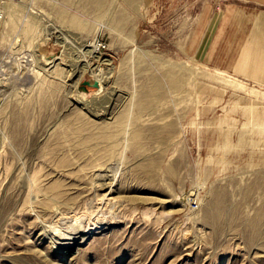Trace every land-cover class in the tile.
<instances>
[{
	"label": "rangeland",
	"instance_id": "374dc122",
	"mask_svg": "<svg viewBox=\"0 0 264 264\" xmlns=\"http://www.w3.org/2000/svg\"><path fill=\"white\" fill-rule=\"evenodd\" d=\"M249 9L0 0V264H264V86L204 63Z\"/></svg>",
	"mask_w": 264,
	"mask_h": 264
},
{
	"label": "crops",
	"instance_id": "0c3cea01",
	"mask_svg": "<svg viewBox=\"0 0 264 264\" xmlns=\"http://www.w3.org/2000/svg\"><path fill=\"white\" fill-rule=\"evenodd\" d=\"M231 10L204 63L264 86V11L249 9L241 15Z\"/></svg>",
	"mask_w": 264,
	"mask_h": 264
},
{
	"label": "bare ground",
	"instance_id": "6f19581e",
	"mask_svg": "<svg viewBox=\"0 0 264 264\" xmlns=\"http://www.w3.org/2000/svg\"><path fill=\"white\" fill-rule=\"evenodd\" d=\"M94 53H95V52H94ZM105 62L107 63L108 61H107V60H104V61H103V65H104ZM46 65H48V63H46L45 66H46ZM88 66H89L88 64H86V65L84 64V65H82V68H83V69H85V68L87 69ZM106 66H108V65H106ZM92 71H93V70H92ZM95 71H96V69H95ZM98 71H99V70H98ZM103 73H104V72H103ZM98 74H100V73H98ZM98 74H97V75H98ZM101 74H102V72H101ZM93 75H94V74H93ZM97 75H95V76H97ZM95 76H93V77H95ZM101 76H102V75H101ZM105 76H106V73H105ZM97 77H98V76H97ZM103 77H104V75H103ZM103 77H102V78H103ZM106 77H107V76H106ZM98 78H100V77H98ZM102 78H101V81L99 80V81H100V84H101L102 80L105 81V80H104L105 78H103V79H102ZM95 79H96V77H95ZM97 81H98V80H97ZM106 82H107V81H106ZM103 83H104V82H103ZM100 84H99V85H100ZM104 84H105V83H104ZM102 85H103V84H101V86H102ZM232 85H233V84H232ZM84 104H85V103H84ZM89 104H90V103H89ZM86 109H87V108H86ZM88 111H89V110H88ZM91 111H92V110H91ZM95 114H97L96 111H95ZM108 223H109V222H108ZM96 228H97V227H96ZM98 228H99V227H98ZM100 229H101V228H100ZM102 230H103V227H102ZM78 231H79V230H78ZM80 231H81V230H80ZM100 231H101V230H100ZM89 233H90V232H89ZM91 234H92V233H91ZM74 235H75V234H74ZM85 238H86V237H85ZM70 240H71V239H70ZM83 240H85V239H83ZM81 241H82V240H81ZM63 244H64V243H63ZM62 246H63V245H62Z\"/></svg>",
	"mask_w": 264,
	"mask_h": 264
},
{
	"label": "water",
	"instance_id": "95a60500",
	"mask_svg": "<svg viewBox=\"0 0 264 264\" xmlns=\"http://www.w3.org/2000/svg\"><path fill=\"white\" fill-rule=\"evenodd\" d=\"M191 195H192V193H191Z\"/></svg>",
	"mask_w": 264,
	"mask_h": 264
}]
</instances>
